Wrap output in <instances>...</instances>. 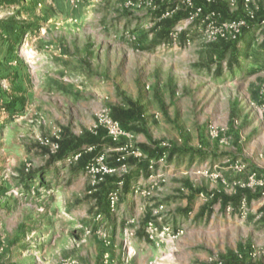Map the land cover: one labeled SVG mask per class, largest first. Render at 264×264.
<instances>
[{"label": "rangeland", "instance_id": "1", "mask_svg": "<svg viewBox=\"0 0 264 264\" xmlns=\"http://www.w3.org/2000/svg\"><path fill=\"white\" fill-rule=\"evenodd\" d=\"M214 1L0 0L8 28L0 31V264H149L148 252L140 260L128 247L139 202L155 204L154 217L163 203L189 207V236L224 239L240 262L264 257V63L229 70L228 61L243 55L233 41L253 40L251 51L263 42L264 0ZM250 14L254 25L243 33L223 25ZM169 19L165 42L177 44L163 47L161 36L150 50ZM24 24L17 42L13 30ZM128 99L142 115L129 104L120 122L113 107ZM103 110L125 131L116 140L100 122ZM136 160L149 173L128 206L122 188ZM197 189L206 199L245 189L230 200L238 208L247 201L246 215L237 208L233 223L219 225ZM220 253L210 249L197 264H225Z\"/></svg>", "mask_w": 264, "mask_h": 264}, {"label": "crops", "instance_id": "2", "mask_svg": "<svg viewBox=\"0 0 264 264\" xmlns=\"http://www.w3.org/2000/svg\"><path fill=\"white\" fill-rule=\"evenodd\" d=\"M253 29V28H252ZM264 31V28H263ZM155 37V35H154ZM150 38V43L152 44L150 50L153 49V46L156 44H159L158 41L153 42V38ZM177 41H170L167 40L162 41V46L164 47L169 45H176ZM175 43V44H174ZM253 44V40H238L235 44L232 43L229 47L233 49L234 51L243 52V55L241 57L232 55L228 61H229V70H233L238 67L240 69L246 61H253L254 63H264V40L257 46L255 50L251 51V47ZM237 45L242 46V49H239ZM159 46V45H157ZM148 50V49H143ZM262 52V53H261ZM262 56V57H261ZM222 71L220 68L216 70V75L220 76ZM89 75V70H86L84 73V76ZM104 77V76H103ZM102 78V76H101ZM127 105L124 104H117L118 107H122L124 109H127V107H130V102L133 103L132 108L135 110L137 116L142 115V110H139L137 108V102L135 100H126ZM126 105V106H125ZM117 107V108H118ZM120 109V108H119ZM141 117V116H140ZM130 120V119H129ZM125 121L130 123L127 119ZM139 160H136L134 163V166H130V171L126 175L127 180L125 178L124 187L122 188L123 191V199L126 200V203H128V206L132 203L133 199H139V197L132 192L133 185L138 180H143V177L147 176L149 173V170L147 167H145L146 162L143 160V162H137ZM142 163V164H141ZM113 186H107L105 189V192L112 189ZM203 190L197 189L196 195L198 199L201 202H209L212 200L213 202V208L215 214H212L211 216L217 215V222L219 225H227L233 223L238 218L239 208L234 201L227 200L226 198L220 197V194H217V196L214 198V196L210 199L202 198ZM200 194V195H199ZM107 203V201H106ZM145 203V202H144ZM138 203V207H144V213L141 217L140 221L137 222V225L134 226L133 234H132V241L128 242V247L130 249L135 250L139 252L140 260L146 259V255L143 253L148 252V258H149V264H197V261H206V256L210 249L213 250H220V254L222 259L224 260L225 264H236L232 262H237L239 259L237 258L236 249L232 248L231 246H227L224 242V239H209L207 240V243L205 242L204 236H189L188 232V226L193 227V223L190 222L191 218L188 217V220L184 218L185 215L188 214V208L186 207L184 209H176L173 205H167L166 203H163L165 209L163 212V216L161 219H156V217L153 216L152 209L153 206L152 203ZM248 202L246 201V204ZM249 203L252 204V200L249 201ZM162 204V203H160ZM228 207H231L230 210H227ZM238 208V213H237ZM240 214V213H239ZM206 216V213H205ZM240 216V215H239ZM243 218V217H241ZM149 220H154L156 225L159 227L163 225H170L173 229L183 228L185 235H180L178 238L170 239L166 238L163 241H154L150 240L148 238L147 232H146V224ZM205 220V217L203 218V221ZM204 238V241L202 240ZM131 243V244H130ZM260 246H264V237L262 236L260 238V241L258 243ZM227 246V247H226ZM164 247V248H162ZM198 249V250H195ZM146 251V252H144ZM212 251V250H211ZM264 252V250H263ZM196 262V263H195ZM238 261L237 263H239ZM241 262H247L249 264H264V257H258L256 259H250L245 260Z\"/></svg>", "mask_w": 264, "mask_h": 264}, {"label": "built area", "instance_id": "3", "mask_svg": "<svg viewBox=\"0 0 264 264\" xmlns=\"http://www.w3.org/2000/svg\"><path fill=\"white\" fill-rule=\"evenodd\" d=\"M248 1V0H246ZM200 12V8H196L195 10V14H199ZM193 16H191L192 18ZM250 18H253V14H250V16L248 17V19H244V18H235L234 20L225 22L223 25L226 28H229L231 30H233L235 32L234 35H237L240 33L241 29L247 26V21H249ZM179 30V29H178ZM177 32H175L174 34H172L173 38H176ZM100 122L102 123V126L105 127L106 132L108 134V136L113 139L116 140L118 137H120L121 135L125 134L124 129L122 128V126L120 125V123L117 120H114L110 117L109 113L107 110H103L100 114ZM132 153H134L137 156L140 157H144L143 153L141 151L138 150H133ZM165 157V155H163L159 161H162L163 158ZM125 158L124 155H121L117 158V161L121 162L123 159ZM97 162H101L103 160V156H99L97 159ZM155 162H153V160L149 161V168H153ZM105 170H107L105 168ZM107 171H111V170H107ZM152 177V175H150ZM122 182L120 181V184ZM139 187H137L135 189V192L137 193L139 191ZM117 191V190H116ZM116 191H112L109 193L108 196V204L111 210H114L115 208V204L117 202V192ZM263 203H264V199H263ZM158 208H163V205H160ZM231 207H228L227 210H230ZM240 212H241V217H244L246 215V201L243 199L240 203ZM102 218V214L101 213H97L95 216L96 220H99ZM161 219V216H156V219ZM146 232L148 235V238L150 240H159V241H163L166 238H170V239H175L178 238L180 235H182L184 233V229L183 228H178V229H173L170 225H163L161 227H159L158 225H156L154 220H149L146 224ZM208 263L209 264H223L221 259L218 258H210L208 259ZM236 264H249L247 262H239Z\"/></svg>", "mask_w": 264, "mask_h": 264}, {"label": "trees", "instance_id": "4", "mask_svg": "<svg viewBox=\"0 0 264 264\" xmlns=\"http://www.w3.org/2000/svg\"><path fill=\"white\" fill-rule=\"evenodd\" d=\"M216 1H218V0H216ZM216 1H214V2H212V3H215ZM204 4V6H208L207 5V2L206 1H204L203 2ZM196 5H197V3H195ZM209 4V10L210 9H212V10H215L214 9V4H210V3H208ZM171 5H173V1H171ZM171 7H173V6H171ZM203 7V6H202ZM162 9L164 10L165 8H164V5L163 4H161V5H159V10L157 11V12H161L162 11ZM203 10H204V8H203ZM255 18V17H254ZM254 18H250L249 19V22H250V24H248V27L250 28V26L251 25H254V21H255V19ZM263 19H264V15H263ZM173 20L172 19H169V20H167V27L165 28V30L162 32V33H160L159 35H155V37L152 39L153 40V42L155 43V41H159V39H160V37L161 36H163L162 37V39H163V41H165L166 40V36H167V33H168V30L170 29V27H171V25H172V22ZM258 21V20H257ZM17 23V22H16ZM29 24H24L23 26H19L18 28H16L15 27V29L13 30L14 32L16 31V33H15V37H16V40H17V42L21 39V37H22V35L26 32V31H28V28H29V26H28ZM259 27H261V28H264V22H263V24L261 23V22H259L258 24H257ZM254 26H252V28H253ZM256 27V26H255ZM1 29L2 30H4V31H8V28L7 27H5L3 24H2V22L0 21V31H1ZM247 29V28H246ZM245 28H244V30L242 31V33L246 30ZM162 31V30H161ZM14 32H12V31H10L9 32V34H11V35H14ZM238 40H235V41H233L232 43H236ZM228 45V44H227ZM130 104L131 105H133V103L132 102H130ZM113 109H115L117 112H119V113H114V118L115 119H118L119 121L121 120H123V115L124 114H127L128 113V111H130V110H126V111H124V110H121V109H119V108H116V107H113ZM120 121V122H121ZM144 152H146V154L148 155V156H151V154L150 153H148V148H146L145 146H143L142 148H141ZM162 150V148H157L156 149V152H160ZM238 192V193H237ZM237 195H236V197L238 196V195H242L244 192H246L245 191V189H238L237 190ZM220 197H222V198H226L227 200H230L231 198H234V196H226V195H220ZM231 197V198H230ZM235 197V198H236ZM234 198V199H235ZM233 199V200H234Z\"/></svg>", "mask_w": 264, "mask_h": 264}]
</instances>
